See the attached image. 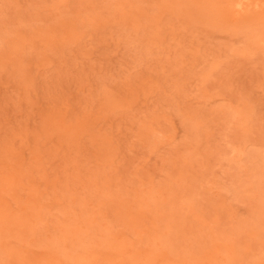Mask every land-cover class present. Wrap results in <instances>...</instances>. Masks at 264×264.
Here are the masks:
<instances>
[{"label": "rangeland", "instance_id": "rangeland-1", "mask_svg": "<svg viewBox=\"0 0 264 264\" xmlns=\"http://www.w3.org/2000/svg\"><path fill=\"white\" fill-rule=\"evenodd\" d=\"M251 1L0 0V264H264Z\"/></svg>", "mask_w": 264, "mask_h": 264}, {"label": "bare ground", "instance_id": "bare-ground-1", "mask_svg": "<svg viewBox=\"0 0 264 264\" xmlns=\"http://www.w3.org/2000/svg\"><path fill=\"white\" fill-rule=\"evenodd\" d=\"M231 1H232V0H231ZM228 2H229V0H228ZM228 2H226V3L228 4ZM233 2H234V0H233ZM233 2H232V3H233ZM238 2H239V1H238ZM243 2H246V1H243ZM253 2H257V0H256V1L254 0ZM253 2L251 1V3H253ZM258 2H259V1H258ZM258 2H257V3H258ZM230 3H231V2H230ZM232 3H231V4H232ZM234 3H235V4L237 3L236 0H235ZM241 3H242V1H241ZM241 3H238V6H242ZM248 3H249V2H248ZM251 3H250V5H251V6H250V10H251V7H252V4H251ZM227 4L224 3V7H225V8L228 7V9H229V6H230V5H229V6H225V5H227ZM244 5H247V4H244ZM232 6H234V4H232ZM238 6H237V7H238ZM253 6H254V3H253ZM245 7H246V6H245ZM256 7H258V6H257L256 3H255V9H256ZM262 7H263V6H262ZM232 8H234V7H232ZM239 9H241V8H239ZM239 9L237 8L236 10H239ZM242 9H243V8H242ZM246 9H247V8H246ZM230 10H231V7H230L229 11H230ZM248 10H249V9H248ZM229 11H228L227 13H229ZM234 11H235V10H234ZM241 11H242V10H241ZM241 11H240V12H241ZM252 11H253V10H252ZM231 12H232V10L230 11V13H231ZM240 12H238V13H240ZM230 13H229V14H230ZM238 13H237V14H238ZM250 13H251V11H250ZM250 13H248V14H250ZM225 14H226V13H225ZM226 15H227V14H226ZM235 16H237L236 13H235V15H234L233 17H235ZM238 17H239V15H238ZM238 19H239V18H238ZM255 20H258V19H255Z\"/></svg>", "mask_w": 264, "mask_h": 264}]
</instances>
